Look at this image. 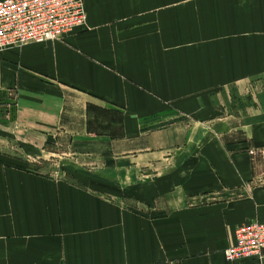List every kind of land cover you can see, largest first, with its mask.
<instances>
[{
    "label": "crops",
    "instance_id": "0c3cea01",
    "mask_svg": "<svg viewBox=\"0 0 264 264\" xmlns=\"http://www.w3.org/2000/svg\"><path fill=\"white\" fill-rule=\"evenodd\" d=\"M172 1L85 0L86 28L0 53V264H232L236 228L264 221V90L256 114L225 90L264 73L261 0L251 44L218 51L210 2ZM60 136L83 153L46 173Z\"/></svg>",
    "mask_w": 264,
    "mask_h": 264
},
{
    "label": "rangeland",
    "instance_id": "374dc122",
    "mask_svg": "<svg viewBox=\"0 0 264 264\" xmlns=\"http://www.w3.org/2000/svg\"><path fill=\"white\" fill-rule=\"evenodd\" d=\"M191 1L192 0H173L171 6H187ZM237 1L238 2L235 3V0H204L203 3L197 4L194 7H198L201 11H204L207 8V3L210 2L211 7L218 14L217 19L209 20L205 18L203 22L204 25L207 24L208 26H214L216 28L210 36L206 33H204L202 36L203 40L204 38L207 39L208 42L213 46L214 51H218V49L220 50L222 46H225L226 48H234V46L241 48L243 43L251 44L250 37L253 34H258L253 29L254 27L258 26L254 22V6H244L245 10L251 9V13L249 15H245V13L241 11L243 0ZM258 8L259 10L264 12V3H262V0L258 3ZM187 9H192V7L189 6L187 7ZM243 18L245 19V21H243ZM206 20L208 21L207 23ZM247 23L250 24V30L245 31V29H247ZM83 27L86 28L87 24H84ZM215 43L217 45H214ZM179 46L180 43L178 45L172 46V48L178 49ZM249 77L250 76L239 81L238 84H229L231 88L228 89L226 86L225 90L233 92V95L228 94V98L230 100L234 102L235 97L236 100L240 102L241 108L243 106L248 107V105L252 106V108L254 109L253 111L256 114L259 111L258 107L262 102V98H260V93L262 90H264V73L261 76L257 74L255 76H251L250 78ZM262 80L263 83H261ZM86 118L89 131L91 132V134L88 133L89 135L94 136V134H105L110 135L112 137L114 136L113 134H115L116 131L110 130L106 125H103L101 122H105L108 119H119L118 114L116 115L112 112L108 113L106 109L99 107L97 108V106L88 104L86 110ZM59 134H61V132H59ZM68 143L70 144L68 136H60V139L56 140V143L53 144V146L55 144H58L57 146L48 147L51 154L48 153L46 158H40L42 160L38 159L40 161L39 166L42 167V169L46 173H50V171H56L63 175V172H65V163L68 161L71 162L75 155L83 153L82 149H80L79 144L77 142H75V148H73L72 146L70 148ZM247 151L250 154V158L252 160V169H254V178L252 180V185H264V147L251 146L250 148H248ZM33 162L36 161L32 159L29 161L30 164H32ZM79 163L81 164L82 161H80Z\"/></svg>",
    "mask_w": 264,
    "mask_h": 264
},
{
    "label": "built area",
    "instance_id": "2783aa9c",
    "mask_svg": "<svg viewBox=\"0 0 264 264\" xmlns=\"http://www.w3.org/2000/svg\"><path fill=\"white\" fill-rule=\"evenodd\" d=\"M85 0H0V53L28 43L61 40L86 24ZM232 264L264 260V222L239 225L235 242L224 250Z\"/></svg>",
    "mask_w": 264,
    "mask_h": 264
}]
</instances>
